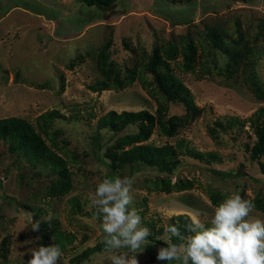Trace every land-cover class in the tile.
Wrapping results in <instances>:
<instances>
[{
    "label": "rangeland",
    "instance_id": "rangeland-1",
    "mask_svg": "<svg viewBox=\"0 0 264 264\" xmlns=\"http://www.w3.org/2000/svg\"><path fill=\"white\" fill-rule=\"evenodd\" d=\"M57 11L62 24L54 17ZM73 11L87 19L76 30L69 23ZM186 44L193 50L192 71L180 68ZM169 45L174 58L162 52ZM157 48L203 111L175 136H163L155 126L144 142L173 144L183 138L196 150L216 152L220 162L178 154L170 172L141 164L110 167L117 164L109 158L115 141L137 128L128 124L112 132L98 126L106 111L155 114L160 102L166 115L183 114L181 105L164 101L155 89L149 64ZM100 65L110 79L117 74L132 81L91 91L88 87L103 78ZM157 69L165 71L160 64ZM253 88L264 94V0H114L107 9L74 0H0V118L26 120L64 166L56 171L32 165L22 149L13 151L0 141V264H27L29 249L56 245L63 264L75 250L100 241L97 210L88 194L104 178L133 179L141 226L148 228L143 220L152 219L163 228L156 238L163 239L168 218L175 214L210 224L213 208L233 194L250 200L255 206L251 217L264 220V181L256 163L264 160V129L253 133L245 123L239 131L207 132L217 117L247 119L264 106V95L255 96ZM50 109L62 117L42 125L38 115ZM230 170L237 176L225 175ZM160 179L175 185L168 192L158 190ZM61 180L70 187L60 186ZM185 181L189 188L176 187ZM212 190L220 197L217 204L210 201ZM31 223L39 224L38 231ZM159 248L142 246L138 264H167L156 260ZM90 264H110L109 254L95 256Z\"/></svg>",
    "mask_w": 264,
    "mask_h": 264
},
{
    "label": "trees",
    "instance_id": "trees-1",
    "mask_svg": "<svg viewBox=\"0 0 264 264\" xmlns=\"http://www.w3.org/2000/svg\"><path fill=\"white\" fill-rule=\"evenodd\" d=\"M79 6L83 7H95L100 9H107L113 5L114 0H74ZM25 5H27L25 3ZM28 8V7H27ZM38 13V12H37ZM40 14V13H39ZM58 15V16H57ZM60 11H57L55 19L57 23H63L64 19L61 16L59 19ZM53 19V18H52ZM67 19V17L65 18ZM87 21L85 15L80 12L69 13V23L73 24V28L76 30L77 25H81L82 22ZM61 25H59L60 27ZM209 39L215 44L214 37L208 35ZM162 52L169 58L175 57V49L169 45L161 48ZM158 48L153 51V58L150 67V73L152 75V81L154 82L155 89L159 95L162 96L164 101L176 103L182 106V115H166V106L160 102H157L155 114L148 112L145 109H139L136 111L121 110L116 112L114 110H108L98 120V126L106 127V129L112 132H118L126 127L128 124L135 125L136 131L129 134H124L118 138L114 145L113 151L109 154V158L113 164H109L111 168L119 166L120 168H126L132 164H141L148 167H153L158 171L170 172L177 165V155L182 154L204 163H218L220 158L214 151L201 152L189 146L183 138L175 139L173 144H161L153 145L145 143L154 127L156 126L159 133L166 137H172L177 134L180 127L190 123L194 120L200 112L203 111L202 107H197L192 99L189 89L181 82V80L169 72L167 62L159 58ZM161 65L165 71L161 72L157 69V65ZM194 64L193 50L190 44H186L182 51V62L180 68L183 71H192ZM99 74L103 77L96 81L95 85L89 86L91 91H97L101 89L122 88L124 85L130 83L132 79L124 81L117 74L110 79L108 73L103 66L98 67ZM253 93L257 97H263L264 94L259 92L258 88H253ZM62 117L57 110L50 109L42 112L38 115V120L42 125L47 124L53 118ZM247 123L251 132L257 133L259 129H264V106L257 107L247 119H239L236 116L225 115L222 118H215L211 126H207V132L210 136H214L218 133H229V131L242 130L243 126ZM42 133L43 131L41 129ZM0 141L7 142L9 149L16 151V149H22V156L25 155L27 160L32 165L43 164L49 166L53 170L63 169V163L56 154L45 146L44 141L39 134L33 129L32 125L26 120L17 117H3L0 118ZM245 148L248 149L247 143ZM261 153L264 154V140L261 147ZM258 170L261 174V178L264 181V160L256 161ZM7 169H4L6 172ZM237 176V171H226L225 175ZM65 183L66 187H70L68 181H60V186ZM158 190L168 192L175 184H170L168 180L160 179L158 181ZM157 189L158 186H155ZM178 189L183 187L189 188L190 182L185 181L184 184H178ZM210 201L213 204H217L220 197L217 192L213 190L209 194ZM140 215V213L138 212ZM190 222L187 214H175L168 218L167 226L169 224H175L180 228L184 235H188L184 226ZM143 224L152 230L151 235L147 238L149 243L166 247L167 245L162 239L156 238L155 234L162 232V226H156L152 219L143 220ZM210 226V224H205ZM173 243H179L178 240L173 238ZM103 245L101 240L88 246L81 247L75 250L70 256H68L63 264H85L92 261V259L102 254ZM61 258H63L61 256Z\"/></svg>",
    "mask_w": 264,
    "mask_h": 264
},
{
    "label": "clouds",
    "instance_id": "clouds-1",
    "mask_svg": "<svg viewBox=\"0 0 264 264\" xmlns=\"http://www.w3.org/2000/svg\"><path fill=\"white\" fill-rule=\"evenodd\" d=\"M133 183L129 177L104 178L88 194L97 210L101 244L110 264H138L137 254L149 243L151 231L141 226V216L133 206ZM254 207L250 200L233 194L213 208L210 226L193 217L184 226L189 233L184 235L175 224H169L162 239L167 246L158 249L156 260L167 264H264V220L251 217ZM31 229L38 231L39 224L31 223ZM173 238L179 243H173ZM29 253L27 264H60L62 256L57 245L31 248Z\"/></svg>",
    "mask_w": 264,
    "mask_h": 264
}]
</instances>
